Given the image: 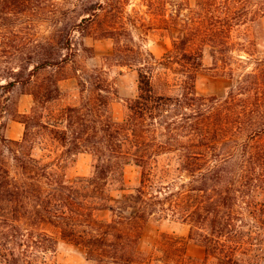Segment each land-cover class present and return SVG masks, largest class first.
<instances>
[{
  "label": "trees",
  "instance_id": "obj_1",
  "mask_svg": "<svg viewBox=\"0 0 264 264\" xmlns=\"http://www.w3.org/2000/svg\"><path fill=\"white\" fill-rule=\"evenodd\" d=\"M198 1L200 27L163 56L119 45L109 56L139 72L138 95L122 121L109 113L112 85L97 69L84 81L82 92L91 93L80 105L48 116L37 106L18 113L22 140L8 139L0 123V264H49L61 244L83 250L94 264H264V63L226 97L197 91L204 46L226 63L236 48L250 54L254 41H235V34L264 17V0ZM41 6L42 0H0V36L9 41L17 34L9 19ZM59 42L53 51L30 52L0 89L12 92L42 70L63 68L71 58L62 50H72V42ZM53 77L40 86L44 95L27 92L36 105L60 96L62 79ZM33 126L56 151L40 158L28 151ZM82 153L94 157V173L72 179L70 161ZM164 157L175 167L162 164ZM129 165L141 169L135 188L125 180ZM116 191L125 192L117 198ZM168 218L188 224V238L163 233L143 249L148 225ZM190 244L202 256L191 255Z\"/></svg>",
  "mask_w": 264,
  "mask_h": 264
},
{
  "label": "rangeland",
  "instance_id": "obj_2",
  "mask_svg": "<svg viewBox=\"0 0 264 264\" xmlns=\"http://www.w3.org/2000/svg\"><path fill=\"white\" fill-rule=\"evenodd\" d=\"M98 3L103 6H97ZM89 7L98 8L93 16L85 12ZM200 11L198 0H42L37 13H28L29 15H22L20 18L12 16L8 22L13 25L17 34L12 35L9 41L0 36L1 84L6 83L5 77L10 76V69L26 65L30 52L42 47L53 51L58 48V41L61 44L62 41L67 43L70 38L72 50L65 49L62 53H69L71 60L61 69L42 70L30 84L19 85L12 92L0 89V123L7 128L19 116L18 113H21L20 106L24 107L26 104H32V109L37 106L38 114L44 116L58 113L70 105H80L84 96L91 93V89L82 92L85 88L84 81L90 74L96 73L97 69L104 70V76L112 85V92L107 94L110 101L109 113L116 121H122L127 113L128 101L138 95L139 72L136 67H120L116 60L109 59L116 46L119 45L124 50L140 49L159 58L174 47L180 36L200 27L196 17V12ZM86 17L91 18L81 28L72 29ZM115 29L119 31L116 32ZM113 30L115 34L111 33ZM245 38L254 41L250 54L236 48L232 53L235 60L227 63L217 61L212 55V47L204 46V70L197 79V91L200 95L226 97L239 79L260 69V64L264 63V17L243 26L235 34V41ZM4 48L7 52L2 54ZM52 75L54 79H62L58 84L61 93L57 99L36 105L34 96L31 95L30 102L24 101L21 104V98L27 92L40 90L44 95L40 86L50 84ZM29 133L28 151L34 156L40 158L50 154V150L56 151V145L51 147L39 127H31ZM24 134L19 140L24 138ZM74 159L70 161L67 171L70 178L91 176L94 173L95 161L91 154L82 153ZM167 163H171L173 167L176 165L171 157L163 158L162 164ZM140 178L141 169L138 166L126 167L125 180L128 187H137ZM124 192L116 191L114 196L120 198ZM102 217L107 218L109 214L103 213ZM163 233L188 238L190 226L171 218L154 219L146 229L142 248H151L152 241ZM189 253L200 257L202 249L190 244ZM49 264L94 263L87 260L83 250L61 244L57 253L49 257Z\"/></svg>",
  "mask_w": 264,
  "mask_h": 264
},
{
  "label": "crops",
  "instance_id": "obj_3",
  "mask_svg": "<svg viewBox=\"0 0 264 264\" xmlns=\"http://www.w3.org/2000/svg\"><path fill=\"white\" fill-rule=\"evenodd\" d=\"M32 96L29 94H25L21 98V104L22 102H30L32 100ZM32 109V104H26L24 107L20 106V112L21 113H30ZM5 134L9 139L13 140H19L22 138L24 134V124L19 121H14L8 125V127L5 130Z\"/></svg>",
  "mask_w": 264,
  "mask_h": 264
}]
</instances>
